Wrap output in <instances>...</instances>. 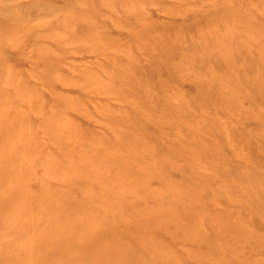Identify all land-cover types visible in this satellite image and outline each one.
Segmentation results:
<instances>
[{"label": "rangeland", "instance_id": "374dc122", "mask_svg": "<svg viewBox=\"0 0 264 264\" xmlns=\"http://www.w3.org/2000/svg\"><path fill=\"white\" fill-rule=\"evenodd\" d=\"M0 264H264V0H0Z\"/></svg>", "mask_w": 264, "mask_h": 264}]
</instances>
